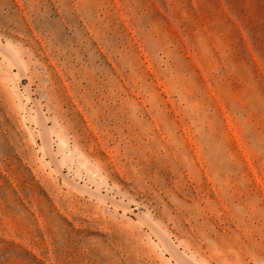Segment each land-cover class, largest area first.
Returning <instances> with one entry per match:
<instances>
[{
  "label": "rangeland",
  "instance_id": "obj_1",
  "mask_svg": "<svg viewBox=\"0 0 264 264\" xmlns=\"http://www.w3.org/2000/svg\"><path fill=\"white\" fill-rule=\"evenodd\" d=\"M0 264H264V0H0Z\"/></svg>",
  "mask_w": 264,
  "mask_h": 264
}]
</instances>
